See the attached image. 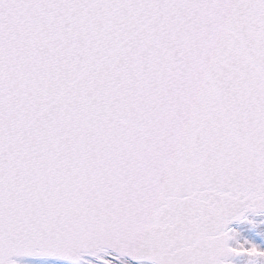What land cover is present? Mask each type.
<instances>
[{"label": "snow or ice", "instance_id": "obj_1", "mask_svg": "<svg viewBox=\"0 0 264 264\" xmlns=\"http://www.w3.org/2000/svg\"><path fill=\"white\" fill-rule=\"evenodd\" d=\"M264 264V0H0V264Z\"/></svg>", "mask_w": 264, "mask_h": 264}, {"label": "rangeland", "instance_id": "obj_2", "mask_svg": "<svg viewBox=\"0 0 264 264\" xmlns=\"http://www.w3.org/2000/svg\"><path fill=\"white\" fill-rule=\"evenodd\" d=\"M46 259L47 258L20 259L18 261H19V264H45ZM60 264H68V262L63 261V262H60ZM144 264H149V263L144 262Z\"/></svg>", "mask_w": 264, "mask_h": 264}, {"label": "water", "instance_id": "obj_3", "mask_svg": "<svg viewBox=\"0 0 264 264\" xmlns=\"http://www.w3.org/2000/svg\"><path fill=\"white\" fill-rule=\"evenodd\" d=\"M21 258H33V257H19V258H17V259H21Z\"/></svg>", "mask_w": 264, "mask_h": 264}]
</instances>
